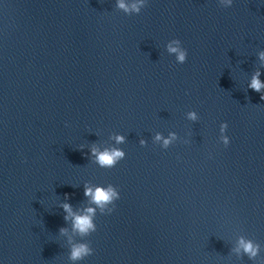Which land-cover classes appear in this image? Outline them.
<instances>
[{
    "label": "water",
    "instance_id": "obj_1",
    "mask_svg": "<svg viewBox=\"0 0 264 264\" xmlns=\"http://www.w3.org/2000/svg\"><path fill=\"white\" fill-rule=\"evenodd\" d=\"M261 50L195 0L139 14L116 0H0V264H74L69 237L94 249L76 264H264V99L248 88L257 70L264 81ZM116 132L126 156L100 168L87 153ZM157 132L178 140L163 149ZM85 182L120 199L82 237L58 205L84 208ZM240 237L260 244L256 258L234 250Z\"/></svg>",
    "mask_w": 264,
    "mask_h": 264
},
{
    "label": "clouds",
    "instance_id": "obj_2",
    "mask_svg": "<svg viewBox=\"0 0 264 264\" xmlns=\"http://www.w3.org/2000/svg\"><path fill=\"white\" fill-rule=\"evenodd\" d=\"M264 2V0H261ZM148 0H116V7L123 10L125 14H139L141 10L146 6ZM217 3L224 8H230L234 0H217ZM169 53L175 54V60L178 64H183L188 57V50L183 46L182 41L179 38L171 39L166 45ZM259 59L264 62V50L258 53ZM248 88L260 93L261 98L264 99V81L260 79V72L257 70L251 77ZM187 117L192 120L198 119V113L195 110L189 111ZM228 128L227 121H222L219 125V141L225 146L230 143V137L226 134ZM112 144L99 148L92 146L87 153L90 160H93L100 168H113L122 159L125 158L126 153L120 145L126 142V136L123 133L116 132L110 136ZM178 137L175 132H170L166 137L157 132L152 137L154 144H159L163 149H167L170 145L177 142ZM139 144L144 146L147 144V140L143 137L139 138ZM189 143L188 139L183 141ZM83 146H81L82 148ZM211 156V153H209ZM84 196L88 198V204L78 210H73V206L68 202L67 198L61 201L58 205L64 212V220H71L72 229L80 236H88L95 232L97 229L96 216L97 212L103 215L111 214L115 208V202L120 199V191L118 187L112 183L107 184H90L85 182L83 185ZM60 233L66 232V228L61 227ZM69 259L76 264V262L83 261L86 257L91 256L94 249L91 245L83 240L72 242L69 237ZM237 253H243L249 257V259L256 258L261 250V246L258 242L245 237H240L236 248Z\"/></svg>",
    "mask_w": 264,
    "mask_h": 264
}]
</instances>
